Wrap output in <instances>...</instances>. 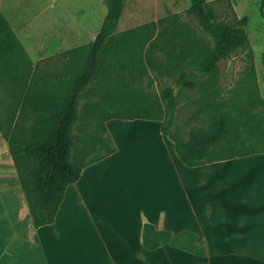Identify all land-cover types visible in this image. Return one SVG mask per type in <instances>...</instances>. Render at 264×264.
<instances>
[{"label":"crops","instance_id":"0c3cea01","mask_svg":"<svg viewBox=\"0 0 264 264\" xmlns=\"http://www.w3.org/2000/svg\"><path fill=\"white\" fill-rule=\"evenodd\" d=\"M161 124L106 120L116 150L84 165L54 222L38 227L0 131V264H264V152L190 167ZM145 225L150 242L193 234L207 254L148 248Z\"/></svg>","mask_w":264,"mask_h":264},{"label":"rangeland","instance_id":"374dc122","mask_svg":"<svg viewBox=\"0 0 264 264\" xmlns=\"http://www.w3.org/2000/svg\"><path fill=\"white\" fill-rule=\"evenodd\" d=\"M208 1L221 17L231 10L244 17L247 38L217 62L214 72L204 73L201 64L213 39L187 12L189 0H125L112 35L115 45L105 52L99 72L79 100L72 130L75 162L84 164L105 152L99 142L109 140L105 117L128 113L145 100H161L167 86L176 97L169 130L178 137L186 139L190 130L226 114V139L212 148L210 157L264 148V17L259 2ZM0 11L31 60L28 82L35 77L40 84H59L68 83L84 65L106 8L103 0H0ZM127 29L132 32L129 43L119 51L116 43ZM184 71L195 74L192 87L175 82ZM21 86L0 81V122L15 142L27 140L30 131V119L21 116L20 104L13 102ZM168 113L166 109L165 124ZM231 144L235 147L225 148Z\"/></svg>","mask_w":264,"mask_h":264},{"label":"trees","instance_id":"16d2710c","mask_svg":"<svg viewBox=\"0 0 264 264\" xmlns=\"http://www.w3.org/2000/svg\"><path fill=\"white\" fill-rule=\"evenodd\" d=\"M103 2L106 8L105 15L95 38L89 44L88 56L84 65L73 74L68 83L59 84H40L35 77L30 78L28 82L30 75L28 68L31 66V60L8 19L0 11V81L12 80L19 85L22 84L20 97L13 96V102L20 104L21 116L30 119L29 135L23 142H15L4 131L1 122L0 131L7 140L34 227L54 222L65 188L78 180L84 165L93 163L116 150L111 137L107 134L108 141L99 138L100 144L106 147L104 153L84 164H79L72 159L75 147L72 130L78 119L79 100L99 72L105 52L110 45H115L112 35L122 14L125 0H103ZM189 2L187 12L199 21L205 32L213 39V47L206 51L201 70L204 73L214 72L219 60L229 56L245 44L246 19L238 17L234 10L221 17L208 0H189ZM258 2L260 12L264 17V0H258ZM131 33V30L127 29L120 34L116 43L119 51L128 45ZM194 77L193 72L184 71L174 80L177 84L192 87ZM262 83L264 90V70ZM161 100L158 98L145 100L143 106L129 108L131 110H127L128 113L118 111L105 117V121L111 118H143L162 121V133L173 140L178 157L190 167L250 152H264V148L245 153L233 150L217 157H210L212 148L221 145L220 143L226 139L227 115L221 114L211 119L206 127L190 130L188 138L183 139L169 130L176 106V97L172 87L167 86L162 90ZM120 109L123 110V107ZM166 109L169 113L165 124ZM104 130L107 132L105 124ZM230 147L235 146L231 144L225 148L230 149ZM147 227L148 225H145L143 242L148 248L168 241L191 252L207 254V243L199 236L189 233L191 238L186 239L185 243H180L178 236L162 232L165 240L150 242L146 236Z\"/></svg>","mask_w":264,"mask_h":264}]
</instances>
